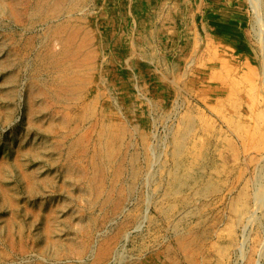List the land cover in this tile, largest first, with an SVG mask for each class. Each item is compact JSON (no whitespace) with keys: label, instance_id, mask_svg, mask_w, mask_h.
<instances>
[{"label":"rangeland","instance_id":"obj_1","mask_svg":"<svg viewBox=\"0 0 264 264\" xmlns=\"http://www.w3.org/2000/svg\"><path fill=\"white\" fill-rule=\"evenodd\" d=\"M73 2L0 16V264H264V0Z\"/></svg>","mask_w":264,"mask_h":264},{"label":"bare ground","instance_id":"obj_2","mask_svg":"<svg viewBox=\"0 0 264 264\" xmlns=\"http://www.w3.org/2000/svg\"><path fill=\"white\" fill-rule=\"evenodd\" d=\"M78 0H75V2H73V5H75V7H76V2H77ZM66 2H68V0H0V16L2 15V16H5L8 20H12V21H14L15 23H23L25 20H29L28 22H26V23H28L27 25L28 26H31L29 29H31L32 27H33V25L35 24L34 22L37 20V19H41V20H45V19H48L49 17H50V15H53V16H58L57 18H58V20H60L61 18H62V15H64L63 13L65 12V11H67L66 9H64V6H65V4H66ZM80 4V3H79ZM78 6V5H77ZM75 7H73V8H75ZM72 10V9H71ZM70 11V10H69ZM71 15V14H70ZM73 15V14H72ZM62 19H64V18H62ZM1 20V19H0ZM35 20V21H34ZM57 20V19H56ZM66 21V20H65ZM41 22V21H40ZM70 22V21H69ZM48 23H49V21H48ZM52 23H53V21H52ZM61 23V22H60ZM13 24V23H12ZM37 24V23H36ZM56 24V23H55ZM57 24H59V23H57ZM46 25V24H45ZM13 26V25H12ZM18 26V25H17ZM21 26V25H20ZM35 26V25H34ZM41 26V25H40ZM45 27V26H44ZM51 27H52V25L51 24H47V30L46 31H48V30H51V31H49V32H46L47 33V38H49V40H53L54 38L56 39L57 38V40H59V41H61L62 40V35H60V31H57V29L54 31V32H56V34L55 33H53L52 32V29H51ZM57 27V26H56ZM59 27V29H60V25L58 26ZM2 28V27H1ZM6 28V27H5ZM4 29V28H3ZM17 29V28H16ZM15 28H11V33H10V36L9 37H1L0 38V53H2V51H5V53H6V57H5V59L3 60V62H1L2 64H4L5 66H17V65H22V58H24L23 57V55H25V53L26 54H28V53H30L32 50H35L36 49V44L34 43L35 42V40H36V37H35V35H30V36H28L27 37V39L25 40V38L23 39V41H19V39H20V37H18L19 35H21V34H19L18 32H17V30H16ZM19 29V28H18ZM34 29V28H33ZM64 29V28H63ZM23 30V29H22ZM34 31V30H33ZM50 32H52V33H50ZM59 32V33H58ZM8 33V32H7ZM30 33V32H29ZM33 33V32H32ZM2 33H1V31H0V35H1ZM26 34H28V32L26 33ZM63 34V33H62ZM26 37V36H25ZM65 37V36H64ZM8 39V40H7ZM25 40V41H24ZM44 40V39H43ZM39 41V40H38ZM46 41V40H45ZM54 41V40H53ZM53 41H50L51 43L53 42ZM41 42V41H40ZM58 42V41H57ZM46 43H47V41H46ZM61 44V43H60ZM59 44V45H60ZM50 45V44H49ZM75 45V44H74ZM40 46V45H39ZM47 46V45H46ZM66 46V45H65ZM52 47V46H51ZM62 47H64V45L62 46ZM75 47V46H74ZM43 48V47H42ZM50 48V47H49ZM54 48V47H53ZM71 48V47H70ZM47 49V48H46ZM63 48H61V50H62ZM73 49V48H72ZM49 50V49H48ZM64 50H65V48H64ZM77 50V49H76ZM39 51V50H38ZM66 51V50H65ZM70 51V50H69ZM23 52H24V54H23ZM37 52V51H36ZM44 52H45V49H44ZM53 52H54V50H53ZM60 52H62L63 53V50L62 51H60ZM61 53V54H62ZM77 53V52H76ZM44 54V53H43ZM53 54V53H52ZM59 54V53H58ZM69 54H71V53H69ZM48 55H50V54H48ZM55 55V54H54ZM63 55V54H62ZM74 55V54H73ZM28 56V55H27ZM69 56V55H68ZM2 57V56H1ZM26 57V56H25ZM39 57V56H38ZM52 57H54V56H52ZM63 56H61L60 58H62ZM73 57V56H72ZM56 58V57H55ZM2 59V58H1ZM49 59V57H47V59H46V61H49L48 60ZM51 59V58H50ZM31 60V59H30ZM29 60V61H30ZM34 60V59H33ZM55 60V59H54ZM63 60H64V58H63ZM24 61H25V59H24ZM29 61H28V63H29ZM40 61V60H39ZM43 61V60H42ZM57 61V62H56ZM56 61H53V59H52V61L50 60V66L51 67H53V69H56V68H58L60 65H61V59H59V61L58 60H56ZM76 61V60H75ZM75 61H71V62H75ZM27 62V61H26ZM31 62V61H30ZM36 62V61H35ZM34 62V63H35ZM64 63L66 62V61H63ZM69 63V62H68ZM46 64V63H45ZM70 64V63H69ZM39 65V64H38ZM49 65V64H48ZM64 65V64H63ZM67 65V64H66ZM29 66V65H28ZM18 67V66H17ZM24 67V66H23ZM41 67V66H40ZM32 68V67H31ZM36 68H38V67H36ZM69 68V67H68ZM16 70V69H15ZM34 70H35V68H34ZM67 70V69H66ZM27 71V70H26ZM21 72V71H20ZM24 72V71H23ZM68 72V71H67ZM34 73V77H35V81H36V79H38V81H41L40 80V77H41V73H42V70H35V72H33ZM32 73V74H33ZM49 73V72H48ZM47 73V74H48ZM13 74V73H12ZM52 74L53 73H51V80H53L52 78L54 77H52ZM4 75V74H3ZM30 75V74H29ZM64 75H66V73L64 74ZM24 76V75H23ZM59 77L61 76V75H58ZM67 76H70V75H67ZM66 76V77H67ZM27 77V76H26ZM49 77V76H48ZM58 77V78H59ZM63 77V76H62ZM4 78H6V77H4ZM15 76L14 75H10V76H8V80H11V81H14L15 82ZM29 78V77H28ZM31 78H33V77H31ZM46 78V77H45ZM70 78H73V77H71L70 76ZM65 79V78H64ZM4 80H6V79H4ZM7 80V81H8ZM49 80V79H48ZM56 80H57V78H56ZM63 80V79H62ZM70 80V79H69ZM1 81V80H0ZM35 81H34V83H35ZM60 81V80H59ZM66 81H68V80H66ZM20 82V81H19ZM31 82V81H30ZM61 82V81H60ZM1 83V82H0ZM33 83V84H34ZM63 83V82H62ZM4 84V83H3ZM29 84V83H28ZM36 84V83H35ZM45 84V83H44ZM49 84V83H48ZM53 84V83H52ZM0 85H2V84H0ZM40 85V84H39ZM55 85V84H54ZM64 85V84H63ZM67 85V84H66ZM35 86V85H34ZM38 86V85H37ZM41 88L42 89H46V87H44V85H42V83H41ZM12 87V86H11ZM10 87V88H11ZM30 87V86H29ZM33 87V86H32ZM63 87V86H62ZM9 88V89H10ZM16 88L17 87H13V88H11L10 89V91H9V93L10 94H14L15 95V93H16ZM53 88H56V87H53ZM52 88V89H53ZM69 88H70V85H69ZM7 89H8V87H7ZM47 89H48V87H47ZM56 89H58V88H56ZM55 89V90H56ZM62 89V88H61ZM2 90V89H1ZM5 90H6V88H5ZM54 90V89H53ZM59 90V89H58ZM68 90V89H67ZM71 90V89H70ZM7 91V90H6ZM6 91H5V93H6ZM32 91V90H31ZM30 91V92H31ZM35 91V90H34ZM39 91V90H38ZM19 92V91H18ZM63 92V91H62ZM1 93V92H0ZM8 93V94H9ZM37 93V92H36ZM58 93V92H57ZM56 93V94H57ZM68 93V92H67ZM2 94H4V90H3V92H2ZM1 94V95H2ZM9 94V95H10ZM54 94V93H53ZM61 94V93H60ZM65 94H66V92H65ZM64 94V95H65ZM1 95H0V97H1ZM29 95H30V93H29ZM37 95V94H36ZM12 96V95H11ZM11 96H9V98L11 97ZM31 96V95H30ZM48 96V95H47ZM50 96V95H49ZM61 96H62V94H61ZM35 97V96H34ZM51 97V96H50ZM9 98H7V99H9ZM58 98V97H57ZM60 98V97H59ZM58 98V99H59ZM64 98V97H63ZM4 99H6V98H4ZM35 99V98H34ZM39 100V99H38ZM41 100V99H40ZM45 100V99H44ZM38 102V101H37ZM42 103V102H41ZM35 105V104H34ZM10 108V106H7V108ZM3 108H5V107H3ZM8 108V109H9ZM1 110H2V108H1ZM12 111V110H11ZM14 112V111H13ZM9 113V112H8ZM8 113H7V115H8ZM4 114H5V112H4ZM6 115V114H5ZM1 117V116H0ZM9 117V116H8ZM4 118V117H3ZM2 120V119H1ZM8 120V119H7ZM5 122H6V120H5ZM20 152V151H19ZM22 166V165H21ZM5 168V167H4ZM26 169V168H25ZM3 170V169H2ZM31 176V175H30ZM0 185H1V183H0ZM5 185V184H4ZM7 190V189H6ZM11 190V189H10ZM15 200V199H14ZM9 201H11V200H9ZM13 201V200H12ZM15 211V210H14ZM16 213V212H15ZM14 215V214H13Z\"/></svg>","mask_w":264,"mask_h":264}]
</instances>
